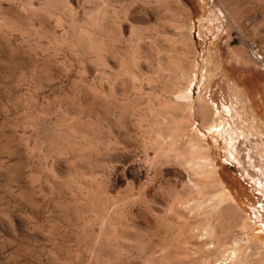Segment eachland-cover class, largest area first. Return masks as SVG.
I'll list each match as a JSON object with an SVG mask.
<instances>
[{"label":"rangeland","instance_id":"obj_1","mask_svg":"<svg viewBox=\"0 0 264 264\" xmlns=\"http://www.w3.org/2000/svg\"><path fill=\"white\" fill-rule=\"evenodd\" d=\"M0 264H264V0H0Z\"/></svg>","mask_w":264,"mask_h":264},{"label":"built area","instance_id":"obj_2","mask_svg":"<svg viewBox=\"0 0 264 264\" xmlns=\"http://www.w3.org/2000/svg\"><path fill=\"white\" fill-rule=\"evenodd\" d=\"M258 58H260V57L258 56Z\"/></svg>","mask_w":264,"mask_h":264}]
</instances>
